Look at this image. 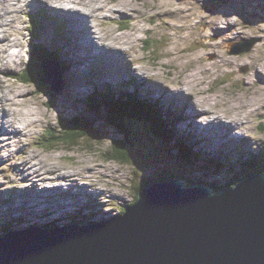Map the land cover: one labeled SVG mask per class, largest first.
Segmentation results:
<instances>
[{
	"label": "rangeland",
	"instance_id": "obj_1",
	"mask_svg": "<svg viewBox=\"0 0 264 264\" xmlns=\"http://www.w3.org/2000/svg\"><path fill=\"white\" fill-rule=\"evenodd\" d=\"M5 1L9 6L15 2L11 0ZM52 1L54 0L49 2L47 0H33L36 4L44 3L52 9L56 8L57 11L62 14L68 13L71 15L75 13L73 11L62 9L70 7L61 3V0H58V3L56 4ZM203 1L204 0H96L88 3V7L83 3L75 4V6L80 9L81 12L86 11L87 14L94 10V12L92 11V14L98 19V24H96L94 30L98 29L97 32H100V35L106 38L103 39L107 42V44L104 45L112 48L113 51L118 54V56L115 57H118L121 60L120 62L125 64L127 70L123 71L121 76L124 84L118 89L121 94L132 93V87L134 86H127L128 81L126 79L128 76L136 78L138 81L140 80L142 82V87H144L142 93H137L134 96L136 104L137 99L148 100L152 97L158 102L159 108L164 103H171L173 107L177 106L180 113V119L182 120L181 122L183 125L189 124L188 127H185L186 129L195 130L198 129L197 125H204L203 123L208 119H205L204 117L202 119L203 114L206 118L208 117L210 119L209 121L212 123L224 122V124H228L226 129H229L230 127H239L243 133L248 132V134L252 136V138L247 141V137H243L244 135L240 133L239 130L235 133L239 138H230L227 136L229 133L230 136H232L234 134L233 131L224 133V135L220 133V135H214V137L207 136L206 143L202 142L200 146L208 148L209 152L219 150L220 152L228 153L230 151L245 148L256 152L259 147L258 143H264V75L257 74L256 77L255 70L251 66V63H255L264 70V27L260 26L254 30L249 24L246 25L245 23L244 28H246L243 29V24L240 23L241 29L238 30L235 28L236 23H232L228 26L224 25L223 22L215 16H211V13L205 11L207 6L203 5ZM226 1L229 3V6H222L223 9L228 7L233 8L236 5L235 0ZM256 1L257 0H252L251 4L253 5ZM94 4L96 6L92 7ZM3 8H5L4 5H1L0 3V9ZM25 9L26 7L19 9L17 13H13L12 18L15 20L21 19L27 21ZM12 10H14V8H12ZM245 10L249 11L250 9L246 7L245 9L240 10L239 13L242 17H244L242 13ZM0 11L2 12V10ZM101 11L107 14H103ZM3 21L5 20L0 19V22ZM238 22H242V20H239ZM209 24L213 25L215 34L229 26L234 27V31L230 28V32H228L227 35H224L225 37L221 34L217 35L221 38H232L234 32H237L238 38L234 40L231 39L232 41L229 42L234 43L235 45L230 46L228 39L226 45H222V42L220 41L213 38H207L205 36V31ZM15 25L17 24H11V26L8 27L10 28L8 31L10 35L7 33L6 39L7 41L10 40V44L13 46V53L10 55L12 63L8 68H4V63H0V82H2L0 83V98L5 99L4 104L7 107L5 109L8 111L9 117H11L10 113H12L15 108L18 109V114L16 113L17 116H15L20 119V123L17 126L19 120L15 119L16 126L20 128L21 133L26 135L24 141L27 148L21 154L22 159L20 161L17 160L16 163L19 164L25 159L23 162L24 165L27 164L30 166V164H28L30 159L36 155H40L39 159L43 162L44 167L40 165L39 168L42 169L41 172L43 174H45L46 170L48 172V168L50 167L49 169L60 170L59 176L72 175V177H68L67 182L70 185L73 183L76 188L77 196L75 199L78 198V200L75 201V205L82 206V204L85 203V195L87 191H89V187H92L95 190H104L105 192L118 196L116 198L107 197V201L105 200L106 204L111 205L106 206L104 210L110 215V217L114 216L113 218H116L121 216L122 210L119 213L120 210L117 207L121 204L126 208L134 203L136 198L135 188L141 183L138 178L144 172L140 173V170L145 168L144 164L141 166L137 164L136 166L140 167L137 169L133 167L134 170H131L129 168L134 166L132 164L133 161L130 162V165L132 166L127 165L125 168L122 163L120 164L117 161L114 162L112 159H106L100 152L96 151V148L93 147L96 144V141H91L90 146H87L84 143L85 140H83L79 143L82 147L78 148L77 151H68L71 149L66 150L64 149L65 146H59L54 150L40 147V141L44 138L45 133L47 131L49 132L50 129L54 127L53 130L57 128V116L53 111L50 113V116L47 117L46 111L42 109L44 104L41 103L42 99H45V97L36 91L35 88H27L25 84L17 79L18 76L16 75L24 77L22 76V72L30 59V53L25 48V45L30 43L31 33L23 31V34H21L22 27ZM5 32H7V30H5ZM242 34L246 35L243 40L249 41L245 43L246 45L252 41H256L255 44H253L247 52L237 55L234 53L231 54L236 49H240L243 45L238 46V41L242 38ZM24 35L27 39L23 43ZM65 35L66 33L62 32V36L59 37L56 42L50 41L51 47L53 46L51 49L56 50V48H60L61 46L66 48V46L61 43V40ZM6 43L2 45L1 48L3 47L7 50L9 43L7 48L5 46ZM44 49L46 48L44 47ZM95 49L94 46L89 45L84 51L81 50L84 53L83 59H86L90 53L95 51ZM16 51L18 53H16ZM81 51H78L77 56H79ZM0 55L5 56L4 53H1ZM15 56H18L16 57L17 59ZM108 57L110 56L108 55ZM130 61L132 62V65L139 64V67H136V69H138L141 74L132 71ZM79 62L80 60L75 57L74 63L78 65ZM127 62H129V65L126 64ZM102 63L105 64L106 61L102 59ZM70 67L71 69L74 68L73 66ZM76 68V71L80 70V67L76 66ZM142 75L150 79V86L152 85L153 88L147 86V83H144ZM71 77L72 72L68 78ZM108 81L114 85L119 83L117 78L107 80V82ZM70 83L69 89L73 92L75 84L72 79L70 80ZM18 89L21 90L24 99L29 103L21 107L14 106V108L8 101V98L13 96L12 90H17L18 92ZM159 89L167 90L166 96L168 98L164 99V95ZM175 89H177L176 92H174ZM30 90L31 96L29 98ZM128 97H130V95ZM187 97H190L189 100L197 104L194 107H189L187 105ZM57 98L61 103V108H63L61 116L63 121L66 119L81 118L75 109H73L67 102L62 101L61 95H57ZM173 107L169 108L173 110ZM196 109L198 111L202 110L201 113ZM78 111H81V109H78ZM187 114H189V116ZM190 116H195V118L199 117L201 121ZM91 118L96 120V126L90 128L92 130L95 129L100 132H104L105 129L118 131L117 129L104 126L107 125L104 121L98 122V120L102 119L100 117ZM233 119H236L237 122H231ZM33 121H35V125L30 127V131L22 128L25 124L32 123ZM123 121L124 120L122 119L121 122ZM130 123L145 124L148 122L143 116L135 121L131 120ZM2 125H5L4 130H1ZM132 126L130 125L129 127L136 130V135H134L135 138L140 142L143 141L141 139V131L134 127L136 125ZM213 129L215 130V128ZM9 130L12 129L5 121L1 110L0 132L5 133ZM12 131V133H14L15 130ZM221 131L225 132V130H220L219 132ZM122 136V132L116 134L115 141L117 142L120 139L117 137ZM2 143L4 142H0V146L4 147L2 153L5 154L7 158H11L12 155L9 154L12 153L9 152L8 148ZM106 143L110 144L109 141ZM250 144H252L251 147ZM97 145L103 146L100 143ZM120 145L122 144L118 142L115 144L117 147ZM154 147L156 146L154 145ZM13 149L14 146L12 147V150ZM153 159H156L155 155ZM195 160L199 162L200 157ZM45 163L47 165H45ZM20 166V168H24L22 164ZM27 169L24 168L21 172L14 170L12 175L19 173L21 174L20 177L30 179V174H32V172ZM181 170L183 172L187 171L183 167H181ZM156 171L157 170L152 166L146 169L145 175H150ZM47 172L45 176L46 179L43 181L50 180L49 178H51L48 176ZM134 172L137 176H135ZM54 175H57V173H54ZM200 175L201 174L197 172L194 176L187 174V178L200 177ZM132 177H136L138 180H135V182L130 180ZM4 178H6L9 189H14L19 184L18 180L9 182L7 177ZM23 178L19 179L23 181ZM3 181L4 180L0 178V182ZM28 188L29 191L32 190V187ZM6 191L7 189H5V192L3 193L1 192V194L7 197L13 195L11 191ZM19 192L21 193V191ZM22 194H20V197L14 201V206H17V209L19 208L17 204H22V202H20ZM80 199H82L81 201H83V203L79 202ZM119 208H121V206ZM68 209L72 210L73 207H68ZM33 214L37 218H39V216H47V212L34 213L33 211ZM63 218L64 217L57 219V227L56 225H53V230L61 228L60 225L63 224L62 222L66 219L62 220ZM6 227L7 226H5L3 222H0L1 234L4 233L3 229ZM8 228H10L11 231H22V222L19 220L15 223L9 224Z\"/></svg>",
	"mask_w": 264,
	"mask_h": 264
},
{
	"label": "water",
	"instance_id": "obj_2",
	"mask_svg": "<svg viewBox=\"0 0 264 264\" xmlns=\"http://www.w3.org/2000/svg\"><path fill=\"white\" fill-rule=\"evenodd\" d=\"M252 45L233 51L244 53ZM42 68L41 81L30 88L44 95L47 111L58 113L61 76L55 71L54 84ZM118 133L105 129L94 135L114 146ZM117 138L122 144L123 137ZM108 145L98 148L109 151ZM135 190L134 203L107 222L5 233L0 264H264V175L218 192L170 176L142 181Z\"/></svg>",
	"mask_w": 264,
	"mask_h": 264
},
{
	"label": "trees",
	"instance_id": "obj_3",
	"mask_svg": "<svg viewBox=\"0 0 264 264\" xmlns=\"http://www.w3.org/2000/svg\"><path fill=\"white\" fill-rule=\"evenodd\" d=\"M212 2H218L221 5H224L223 2L220 1H215V0H210ZM228 41L231 42V40L228 39ZM31 50L29 51L30 53V59L25 67V70L22 72V76H24L23 82L25 84L29 83L33 85L36 82L41 81L43 77V71L41 68L42 62L46 61L51 56V48H47L48 46H45V48L50 52H48L46 49H44V45L40 44L38 46H31ZM58 54H60V59H62V55L60 51H58ZM52 60H57V55L52 57ZM65 61V60H64ZM57 62V61H56ZM59 63V62H58ZM60 64V63H59ZM61 65V64H60ZM71 65L69 64L68 70L71 68ZM66 69L62 66L61 73L65 76L66 75ZM21 76H18L17 79H20ZM22 81V80H21ZM40 94H42L38 89H36ZM97 97V99H96ZM135 99L130 98L128 99L127 103H121L116 105V109H113L112 106L109 108V102H107V99L104 98L102 100L100 93H96L95 95L92 96L90 99L89 97L87 100L84 101L83 105L88 107L89 111H94L95 117H104L106 118V124L104 126L110 127L117 129L119 132H122V137H123V142L120 147V149L115 146L117 142H113L112 146L109 144L108 149L109 151H105L104 149L98 148L101 146H98L97 144H104V142H108L107 140H101V139H95V132L97 130H92L90 129L93 127L95 120L90 119L88 117L86 118H75V119H66L63 121L62 118H58L57 121V128L53 130L54 128L50 129V131L46 132L44 135V138L42 139L40 146L42 148H48L50 150H54L59 146H65L64 149L68 151H74L78 150V148H81L82 145H79L80 142L85 140V144L87 146H90L91 141H96V144L93 146L96 148L98 152H100L106 159H112L114 162H119L120 164L124 165H130V162H134V160L141 166L143 165L145 161L149 160H155L156 162H159L161 160V156H167L166 159L168 161H177L179 159L180 163L179 164H172L173 168L171 169L167 161H164V163H167L163 165V167L156 168V172L152 173L149 175V177L142 176L138 178L140 181H145L146 184H149L150 181H153L155 179H160L166 177V174L171 173L174 176L178 177H184L187 178V173L193 174L192 172H197V169L191 166H196V168H202L197 166V162L194 159V157L189 156V151L186 147V150L184 151V155L180 156L178 159L175 157V149L177 152H181L184 149V146L182 144H188L186 140L179 141V143L182 145V148L180 149L179 145H175L170 143L172 142V136H173V130L167 129L165 125H163L162 120L160 119V111H156V109L152 110L151 108H148L146 103L139 101L137 99V104L135 103ZM72 104L70 105L71 107L75 108L77 106L76 103H74V100L71 102ZM155 103H157L155 101ZM136 104V105H135ZM47 108H49L48 105H46ZM105 110V112H104ZM102 113V114H101ZM144 119L148 122L145 124H131V120L135 121L136 119L143 117ZM162 118V117H161ZM122 119L124 120L123 122ZM130 123V124H129ZM136 125L134 126L137 128L139 131H141V139L143 141H138L134 135H136V130L131 129L129 126ZM133 127V126H132ZM146 131H145V129ZM94 135V136H92ZM138 135V134H137ZM171 139V140H170ZM133 140V141H132ZM170 140V141H169ZM174 140V138H173ZM119 143V142H118ZM153 143V144H152ZM125 145V146H124ZM154 145L156 147H154ZM67 146V147H66ZM169 146V148H168ZM128 148V149H127ZM160 154V155H159ZM154 155L156 156V159L154 158ZM247 155L248 157L252 158L250 161L244 163L240 167V171H251V173H256V172H261L264 174V147L260 149V151L255 154V153H248L244 154ZM243 155V156H244ZM134 156V158H133ZM241 155V157L243 158ZM185 157L186 159H184ZM134 159V160H133ZM147 159V160H146ZM214 163V162H213ZM148 164H144L146 167ZM132 166V165H130ZM138 166V167H140ZM137 169V166H132V168H129L131 170ZM181 167H183L187 171H182ZM191 167V169H190ZM142 168L140 170V173L143 172ZM166 169V170H163ZM202 169L206 170L205 167ZM209 169L213 171V166L209 165ZM234 166L232 165L230 168V171H233ZM137 171V170H136ZM132 172V171H131ZM132 174V173H131ZM135 176L137 174L134 172ZM250 173H246V175H249ZM213 174L204 172L200 175V178L202 179L203 182L201 184H207L211 188L214 189L215 192H218L219 189L222 187L220 186L219 182L217 180L216 183H214L211 180V176ZM241 178V177H240ZM239 176L231 180V184H233L230 187H234L237 184H239L240 181ZM136 177H132L130 180L134 181L138 180ZM135 184V183H134ZM120 210L119 213L123 214V212L126 210L125 206L121 205V208L118 207ZM9 230V229H8ZM3 231L8 232L7 229H4Z\"/></svg>",
	"mask_w": 264,
	"mask_h": 264
},
{
	"label": "bare ground",
	"instance_id": "obj_4",
	"mask_svg": "<svg viewBox=\"0 0 264 264\" xmlns=\"http://www.w3.org/2000/svg\"><path fill=\"white\" fill-rule=\"evenodd\" d=\"M11 1H15V2H13V4H10V6L9 5H7V3H6V1L5 0H0V3H1V5H4V7L5 8H3V9H0V10H2V12L0 11V13H2V14H0V19H3V20H5V21H3V22H0V31H1V36L5 33V30H7L6 28L7 27H10L11 26V24L13 25L14 23L15 24H23V26H22V33L21 34H23V31H25V32H28L27 31V28H26V26H25V23H24V21L23 20H21V19H18V20H15L14 18H12V14L13 13H17V11L19 10V9H21V8H24V7H26L27 5H28V3L29 2H33V0H11ZM48 2L49 1H51V0H47ZM94 1H96V0H88V1H86V0H61L60 2L61 3H63L64 5H66V6H68V7H70V8H62V9H64V10H68V11H73V12H75L74 14H63L65 17H66V23H65V28H64V32L66 33V35L63 37V39L61 40V43L62 44H64L65 46H66V52H62L60 49H59V51H60V53H61V55H62V59L63 60H65V61H67V62H70V65L71 66H73L75 69H77L76 68V64L74 63V59H75V57H77L80 61L83 59V57H84V53L82 52V51H84L85 50V48L87 47V46H94L96 49H95V51L94 52H92V53H90L89 55H88V57H91L92 59H94V61H96L97 63H101V64H103L102 63V60H97L96 58H93L92 56H94V55H99V54H103V53H106L107 55H109L110 56V58L111 59H114V60H116L114 63H118V62H120L121 60L118 58V57H115V56H118V54L116 53V52H114L113 51V49L112 48H109V47H106L104 44H107V42L105 41V40H103V39H106L104 36H101L100 35V32H97V30H94L95 29V27H96V24H98V19L96 18V16H94L93 14H92V11L94 12V10H92L90 13H88L87 14V12L86 11H84V12H81L80 11V9H78L76 6H75V4H81V3H83L86 7H88L89 5H88V3H91V2H94ZM262 0H257L254 4H253V6L255 5H258V3H260ZM40 2H42V1H40ZM53 3H58V0H54V1H52ZM209 2H212V1H209ZM39 4H43V5H46V4H44V3H39ZM82 6V5H81ZM96 5L94 4V6H92V7H95ZM213 7V6H212ZM223 7H225V6H223ZM12 8H14V10H12ZM84 9V8H83ZM88 9V8H87ZM102 12V11H101ZM98 13V12H97ZM103 14H107V13H104V12H102ZM96 14V13H95ZM102 17H104V16H102ZM99 18V17H98ZM10 20V21H9ZM96 20V21H95ZM112 20V19H111ZM9 21V22H8ZM43 21H46L47 23H49V20H47V18L45 17V18H43ZM113 21H114V19H113ZM98 27H99V25H98ZM14 31V30H13ZM228 32H230V27H227L226 29H223L222 31H219L217 34H221V35H227L228 34ZM245 33V32H244ZM9 34V33H8ZM10 35V34H9ZM96 36V38H97V42L99 43V45L100 46H98L96 43H95V40L93 39V37H95ZM260 36V35H259ZM225 37V36H224ZM27 39V37L24 35L23 36V43L25 42V40ZM203 40V39H202ZM232 41V40H231ZM7 42V43H6ZM10 40L9 41H7L6 40V38L5 37H2V38H0V54H1V46L2 45H4L5 43H6V48H7V46H8V43H9V46H8V49L7 50H4L2 53H4L5 54V56H2V55H0V63H4V68H8V67H10V64L12 63V59L10 58V55H11V53H13V51H12V45L10 44ZM230 41H228V43H229ZM255 42L256 41H252L251 42V44L253 43V44H255ZM48 43L50 44V41H48ZM202 43V42H201ZM30 45H31V42L29 43V44H27V46L30 48ZM229 45L230 46H233V45H235L234 43H229ZM45 47V46H44ZM81 47V48H80ZM3 48V47H2ZM26 48V47H25ZM83 48V49H82ZM82 50V51H81ZM78 51H81V53L79 54V56H77V53H78ZM16 53H18L17 51H16ZM234 52H232L231 54H233ZM168 54H170V53H168ZM235 55H237V54H242V53H234ZM120 55V54H119ZM19 56V55H18ZM18 56H15V58L16 57H18ZM12 57V56H11ZM236 57V56H235ZM17 59V58H16ZM101 59V58H100ZM128 60V59H127ZM23 61V60H22ZM129 61V60H128ZM15 62V61H14ZM25 62V61H24ZM131 62V61H130ZM107 63V62H106ZM105 63V64H106ZM17 64V63H16ZM126 64H128L129 65V62H127ZM1 65V64H0ZM125 65V64H124ZM131 65H132V62H131ZM251 66L254 68V70H255V73H256V77H257V74H263L264 75V70L262 69V67H260V66H258V65H256L255 63H251ZM10 69V68H9ZM127 69V68H126ZM48 70H50V69H48ZM4 71V70H3ZM2 71V72H3ZM139 71V70H138ZM71 72H72V69L70 68L69 70H68V76H70L71 75ZM128 72V71H127ZM50 75L52 76V80L53 81H55V80H57V81H55L54 82V84H58V74H56V73H51V70H50ZM150 77V76H149ZM151 78V77H150ZM20 79L22 80H20L23 84H25V82H23V81H25L24 80V78L23 77H20ZM152 79V78H151ZM0 83H2V82H0ZM263 83H264V76H263ZM29 84V83H28ZM150 84H151V82H148L146 85L147 86H150ZM30 86H31V84H29ZM64 86H65V84H63ZM27 86V85H26ZM66 87V86H65ZM6 88V87H5ZM19 91L17 92V90L16 91H14V90H12V93H13V96L11 97V98H8V101L11 103V105L14 107V106H24V105H27L29 102L27 101V100H25L24 99V95H23V93L21 92V90L20 89H18ZM157 90V89H156ZM158 91V90H157ZM162 91V93H163V95H164V99H166V98H168L167 96H166V92H167V90H161ZM184 91V90H183ZM255 92H256V90H255ZM57 95H60V92H58L57 93ZM4 97H5V95H4ZM182 98V97H181ZM189 98L190 97H187V105L189 106V107H194L195 106V103H193L192 101H190L189 100ZM194 98V97H193ZM176 101V100H175ZM5 102V99H2V98H0V103H4ZM136 103V102H135ZM177 104V103H176ZM178 105V104H177ZM62 106H63V104H62ZM44 107H46V105H44ZM15 108V107H14ZM47 108V107H46ZM17 110L18 109H14V111L12 112V113H10V116L11 117H9V114H8V111L5 109V108H3V110H2V115L4 116V119H5V121L7 122V124H8V126L12 129V130H15V126H16V121H15V119H18L19 120V122L17 123V126L19 125V123H20V119L18 118V117H16L17 116V114H18V112H17ZM63 110V109H62ZM167 110L169 111V112H176L177 114L176 115H180V113H179V110H178V108H177V106H175V107H173V110L171 109V108H167ZM17 113V114H16ZM16 115V116H15ZM190 117H194L195 118V116H190ZM208 118V117H207ZM196 120H200L201 121V119L198 117V118H195ZM203 119V118H202ZM212 119V118H211ZM204 125H197V128L200 130V131H203V132H205L206 134H208V135H212L213 137H214V135H216V131L218 130V131H220V130H226V126L228 125V124H224V123H222V124H220V122H218V123H212L211 121H208V122H206L205 121V123H203ZM218 124H220V125H218ZM33 125H35V121H33L32 123H29V124H25L22 128H24V129H27L28 131H30V127H32ZM188 125L189 124H186V125H183V127H188ZM214 125V126H213ZM216 125H218V126H216ZM16 126V127H17ZM216 127V128H215ZM36 128H37V126H36ZM213 128H215V130L213 129ZM234 128H236V127H230L229 129L231 130V131H233L234 132V134L231 136V137H233V138H239V136L238 135H236L235 134V132L236 131H234L233 129ZM5 129V125H2V127H1V130H4ZM18 129V128H17ZM21 131V130H20ZM32 131V130H31ZM17 131L15 130L14 131V133H16ZM223 132V133H222ZM5 133H7V134H10V133H8V132H5ZM14 133H12L11 132V135H14ZM222 135H224V131H221L220 132ZM227 133V132H226ZM246 134V133H245ZM173 135H174V133H173ZM207 135V136H208ZM247 135V134H246ZM249 135V134H248ZM222 138V137H221ZM117 140V139H116ZM248 140H250V137L249 136H247V141ZM170 141V140H169ZM170 143H172V144H175V145H177V143L175 142V140H173L172 139V142L170 141ZM198 144V143H197ZM199 145H201L200 143H199ZM15 148V147H14ZM27 148V147H26ZM168 148H169V146H168ZM29 151V150H28ZM27 151V152H28ZM220 152V151H219ZM9 155H12V154H9ZM13 156V155H12ZM40 158V155H36V156H34V157H32L31 159H30V162L28 163V164H30V166H29V168L27 169V170H29V171H31L32 172V174H30V179L29 178H23V177H20V175L21 174H14L13 175V177H15V176H19L18 177V181L19 182H21L22 180H20L19 178H23V181L25 182V186L26 187H32V190H30V194H31V196H32V198L34 199V201H32L31 200V196L29 195H26V196H22L21 195V200H20V202H22V203H26V202H31V203H33V205H34V213H40V212H46L45 211V209H44V205H43V203L41 202V201H45V200H48V201H50V200H52V198L50 199V198H48V196L49 195H51L52 196V194L51 193H47V192H45V190L44 189H42V190H38V187H37V185H38V182H36L35 180H36V176H37V174H38V172H41V170L42 169H40L39 168V166L40 165H42L43 167H44V164H43V162L41 161V159H39ZM222 159H224L225 160V153H223V152H220V158H219V160H220V162L222 161ZM20 161V160H19ZM148 162V161H147ZM199 165H202V159L200 158V161L199 162H197ZM22 165L24 166V163H22ZM45 165H47L46 163H45ZM54 166V165H53ZM203 166V165H202ZM21 167V166H20ZM20 167H18L17 169H16V171L17 172H21L24 168H22V169H20ZM191 167H194L195 169H197V171H198V173L199 174H202V173H204V172H207V173H210V172H208V171H206V170H204V169H202V168H196V166H191ZM191 167H190V169H191ZM50 168V167H49ZM48 168V172H47V174H48V176H50L51 178H49L50 180H52V181H58V182H60V181H64V180H66V181H68V177L70 178V177H72V175H70V176H65V175H60L59 176V171L60 170H57V169H49ZM54 173H57V175H54ZM193 174H195L194 172H192ZM262 175H264L263 173H261V176ZM76 176V175H75ZM78 176V175H77ZM34 177V178H33ZM79 177V176H78ZM9 178H11V176L9 177ZM211 178V180L214 182V183H216V181L214 180V177H213V175L210 177ZM27 179V180H26ZM29 179V180H28ZM46 178L44 177V180H45ZM27 181H29L30 183H31V185L29 186V182H27ZM42 182H44V181H42ZM73 187H74V184L72 183L71 184ZM88 186V185H87ZM201 186H204V187H207V188H209V189H211V187L210 186H208L207 184H201ZM36 187V188H35ZM88 188V187H87ZM13 193V195H15V197H16V199L15 200H17V198H19L20 197V194H22L23 192H12ZM86 193V192H85ZM89 193H91L92 195H93V197L94 198H97L98 196H100L101 195V192L99 191V190H95L94 188H92V187H89V191H87V193H86V195L87 194H89ZM41 199H43V200H41ZM76 200H78V198L76 199ZM82 199H80V201L79 202H82L83 203V201H81ZM81 203V204H82ZM83 205V204H82ZM41 215V214H40ZM34 217H36L35 215H34ZM37 218V217H36ZM65 218H63L62 220H64ZM111 219H114L113 218V216L111 217ZM65 221H66V219H65ZM13 222H11L10 224H12ZM57 223H58V220L57 221H55V220H53V221H51L50 223H49V227H50V229H52L53 230V228H52V226L53 225H56V227H57ZM4 229H7V227L6 228H4ZM3 229V230H4ZM8 229H10V228H8ZM49 229V230H50ZM11 230V229H10ZM7 233V232H6ZM5 234V231H4V233H2V235H4Z\"/></svg>",
	"mask_w": 264,
	"mask_h": 264
},
{
	"label": "flooded vegetation",
	"instance_id": "obj_5",
	"mask_svg": "<svg viewBox=\"0 0 264 264\" xmlns=\"http://www.w3.org/2000/svg\"><path fill=\"white\" fill-rule=\"evenodd\" d=\"M27 86H29V85H27ZM30 96H31V90H30V93H29V98H30Z\"/></svg>",
	"mask_w": 264,
	"mask_h": 264
}]
</instances>
